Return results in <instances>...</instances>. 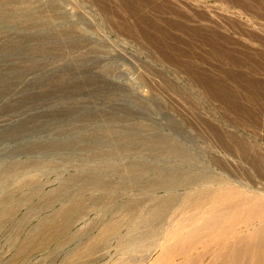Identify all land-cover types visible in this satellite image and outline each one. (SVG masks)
<instances>
[{"label": "rangeland", "instance_id": "rangeland-1", "mask_svg": "<svg viewBox=\"0 0 264 264\" xmlns=\"http://www.w3.org/2000/svg\"><path fill=\"white\" fill-rule=\"evenodd\" d=\"M0 264H264V0H0Z\"/></svg>", "mask_w": 264, "mask_h": 264}]
</instances>
